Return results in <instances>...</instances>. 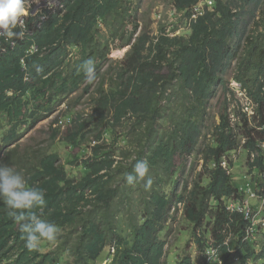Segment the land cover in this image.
I'll use <instances>...</instances> for the list:
<instances>
[{"label": "trees", "instance_id": "16d2710c", "mask_svg": "<svg viewBox=\"0 0 264 264\" xmlns=\"http://www.w3.org/2000/svg\"><path fill=\"white\" fill-rule=\"evenodd\" d=\"M199 1L174 0V7L188 12L191 18L190 12ZM62 3L63 10L51 14L43 23L29 19L24 39L16 41L14 46L0 38V115L8 127L0 139V163L22 170L30 186L45 192L43 219L56 225L75 222L83 225L71 264H90L107 246L110 264H167V242L160 233L171 206L178 204L183 207L185 220L192 225L198 262L194 263L184 253L174 264H210L208 248L220 264H233L235 260L239 264H247L248 260L264 264V232L260 242L254 244L247 237L250 222L243 213L226 206L225 199L237 198L238 190L231 184L228 169L231 166H221L225 154L240 144L225 109L228 99L234 98L227 74L237 60L235 80L255 109L251 117L241 111L232 115L242 127L243 147L250 156L256 154L250 167L264 171L263 158L259 156L264 145V47L252 42L260 36H246L248 22L264 0H216L212 10H205L190 21L191 34L187 40L180 36L172 38L166 30L155 42L146 33L136 39L120 68L126 72L117 73L119 92L104 93V81L98 84L97 97L92 98V116H77L75 128L67 132L68 142L75 151L72 165L85 171L78 182L67 177L57 154L34 153L31 157L27 152L20 153V143L25 131L48 118L54 107L62 103L60 97H68L86 82L78 71L84 60L94 59L97 78L100 77L109 49H101L105 45L94 40L98 23L118 25L122 33L115 28L114 33L117 31L123 37V28L132 22L135 8L129 0H62ZM260 22L264 25V19ZM244 42H247L245 50ZM32 47L36 51H31ZM73 48L78 50L79 60L72 64L69 57ZM36 66L42 71L37 72ZM173 80L185 93L183 99L190 103L189 108L184 103L178 104L171 112L169 133L162 142H157L151 129ZM83 90L89 93L90 86ZM218 92L226 97L225 110L213 126L214 145L201 149L199 139L203 131L210 129L204 120L205 107ZM78 102L76 99L75 103ZM130 119H135L131 131L134 136L137 127L146 130V136L138 138L135 154L133 150L130 153L142 160L147 145L145 160L149 163L148 177L153 181L150 187H146L147 177L135 183L140 188L139 199L133 198L132 187L125 182L126 174H135L133 166L122 161L116 164L115 154L106 151L108 145L103 142L106 129L112 131ZM87 128L96 132L95 141L101 143L91 147L89 157H79L80 139L85 140ZM197 151L208 169V185L198 181L178 198L175 199L174 193L166 197L162 189L168 180L175 179L176 184L186 158ZM210 164L213 168H208ZM116 175L123 185L119 182L112 187L110 183ZM100 206L103 211L98 214ZM121 211L130 215L123 217L133 236L130 247H126L124 237L116 231V214ZM22 236L0 202V264L54 263L49 253L26 249Z\"/></svg>", "mask_w": 264, "mask_h": 264}, {"label": "rangeland", "instance_id": "374dc122", "mask_svg": "<svg viewBox=\"0 0 264 264\" xmlns=\"http://www.w3.org/2000/svg\"><path fill=\"white\" fill-rule=\"evenodd\" d=\"M129 1L132 8H135V13L133 14L132 22H127L124 26L123 37H120L117 34V31L122 33L118 25L111 27L106 23H98V31L95 32L94 40L105 45V47L101 49H109L107 60L104 62L105 65L100 70V77L91 83L86 80V82L73 94L68 97H60L58 100H62V103L54 107L52 111L53 113H51L48 118L39 122L33 129L25 131L20 143V153L23 154L24 152H27L31 157L34 153L37 155L45 152L48 154H57L59 156V162L67 173V177L76 182L83 179L85 171L81 167L72 165V154H74L75 151H72L73 148L68 142L67 136L69 133L67 132L72 127L75 128V120L77 116H92L94 110V102L92 98L97 97L98 89L100 88L98 84L104 81V85L102 86L104 93L115 94L116 92H119L118 89L121 85L117 79V73L126 72L120 68L127 59V54L131 50L132 45L136 42V39H139L144 33H146L153 42L158 39L159 34L164 30H169L172 33L170 34V37L172 38H174L173 36H180L185 40H187L191 34L190 18L187 15L188 12L177 11L174 7V0ZM213 1L216 2V0ZM214 6L215 3H213L210 10H212ZM205 8L208 7L205 4H200L196 8L197 10H192L190 14H193L194 12L200 13V11H203ZM260 19H264V3L261 5L258 12H256L255 17L252 20H249L246 35H250L254 38L260 36L252 42H257L256 44L258 46L264 47V25L263 22H260ZM114 28L117 29L115 33ZM244 45L245 47L243 49L245 50L247 42H244L243 46ZM71 52L69 60L73 64V62L79 60L78 50L73 48ZM237 66L238 61L236 60L232 63V67L227 74V76H229L228 86L229 88L234 89V98H229L228 105L225 107V103L227 102L225 99L226 97L221 92H218L215 97L206 104L204 120L207 124L206 126L210 129L203 131V134L199 139V145L201 149L206 145H214L212 138V132L214 130L213 126H216L219 122L218 115L227 108L233 134L237 135L240 144L237 149L226 153L222 158L221 166L225 168H228L229 165L231 166V168H228L231 184L238 190L237 198H226L224 202L227 207L238 208L239 206H244L250 211L255 224H253L252 220L250 221L252 228H255L252 232L251 241L254 244H258L262 238V233L264 232V171L257 169L256 167H250L251 161L256 154L250 156L248 151L243 147L244 141L241 137L242 127L236 122V119H234L232 115L234 113L236 116V114L241 111L246 112L248 117H251L254 114L255 109V105L252 103L251 99L248 98L245 90L237 87L239 86L238 82L235 80V76L238 74ZM88 85L90 86L89 93H84L83 89ZM176 85L177 81L173 80L167 91L165 101L160 109L159 117L152 126L151 133H154L157 142H162L164 136L169 133V130L171 129V112L177 108L178 104L184 103L186 104V108H189L187 104L190 103L186 99H183L185 93ZM76 99H79L78 103H75ZM134 122L135 119H130V121L124 122L122 121V124L116 126L112 131L106 129L103 133V142L108 145L105 150L112 151L115 154L114 158L116 159V164L118 161H122L124 164H130L133 166L137 160V156H132L131 153L134 151L135 154L136 148H138V138L145 137L146 130H144V127H137L135 130L137 136H134L131 133ZM7 129L6 119L0 115V139ZM24 130L26 129H23V132ZM54 132L57 135H55ZM95 133L96 132L91 128L85 130V140L80 139L82 142V152L78 154L79 157H89L91 154V147L101 143V141H95ZM145 143L146 139L143 140L142 144L145 145ZM147 148L146 145L142 160H145ZM260 148L261 153L259 156L263 158L264 162V147L261 146ZM186 160V166L179 175L180 179L177 180V183H174L175 179H169L167 185L162 189V193L166 197H169L171 193H174L176 199L180 194L188 192L189 188L198 181L203 186L208 185L209 174L208 169H205L203 165L202 155H199L197 151L194 155L187 157ZM208 168H213V165L210 164ZM119 182L123 185V180L120 181L119 175H116L110 185L116 187ZM129 187H132L131 191L133 193V198L139 199L140 188H138L136 184ZM150 196L151 194L147 196V201L150 199ZM87 210H91V208L88 207ZM97 211L98 214H101L103 206L97 208ZM138 213L140 215L139 211ZM116 216V231L124 237L126 247H130L133 236L130 228L126 224V220L123 219V217L130 215L121 211L117 212ZM57 226L60 230L57 239L52 242L46 240L42 241L39 246V251L49 253L54 258L53 264H71L75 258L73 254L79 247L83 225L79 222H75ZM191 227L192 225L186 221L183 216L182 205L178 204L177 207H173L172 205L167 213L164 230L160 233V237L165 238L167 242V264L168 262L170 264L172 259H176L184 253H188L192 257L194 263L198 262V255L196 254V246ZM108 248L109 246L105 247L98 259L94 262H90V264H110L107 260L109 256ZM210 261V264H220L218 260L213 259ZM4 264H7V262H4ZM233 264H239V261L235 260ZM247 264H259V262L248 260Z\"/></svg>", "mask_w": 264, "mask_h": 264}, {"label": "clouds", "instance_id": "9594fccd", "mask_svg": "<svg viewBox=\"0 0 264 264\" xmlns=\"http://www.w3.org/2000/svg\"><path fill=\"white\" fill-rule=\"evenodd\" d=\"M33 2L39 3L40 0H33ZM48 6H53L51 0H49ZM30 11L29 0H0V38L13 46L16 41L24 39L27 33L25 17L29 15ZM36 71L40 72L42 69L36 66ZM78 71L90 83L97 79V69L93 58L84 60L79 65ZM133 172L135 174L125 175V180L129 185H133L137 181H145L146 177V187H150L153 183L152 179L148 177L149 163L147 160H137L133 165ZM0 202L4 204L7 215L13 218L18 225L23 234L24 246L29 251L38 250L44 240L52 242L57 239L59 227L42 218L46 205L45 192L39 187L30 186L22 170L5 163H0ZM239 207L243 208L244 206ZM36 209L39 210V213ZM228 209L236 210L230 207ZM251 220L253 221V218L250 213L248 221ZM252 229L254 231L255 228ZM208 254L210 260H218L211 248H208Z\"/></svg>", "mask_w": 264, "mask_h": 264}, {"label": "built area", "instance_id": "2783aa9c", "mask_svg": "<svg viewBox=\"0 0 264 264\" xmlns=\"http://www.w3.org/2000/svg\"><path fill=\"white\" fill-rule=\"evenodd\" d=\"M48 3H49V0H40L39 3H35V2H33V0H29L31 11H30L29 15L27 17H25V23H27L28 20L31 19V18L37 19L39 24L43 23V22H45L48 19V17L51 14H55L57 12H60L64 8L62 0H51V3L53 5L52 7H49ZM213 3H215L213 0H200L199 3L192 8V10L196 11L197 10L196 9L197 6L200 5V4H205L209 8V9L208 8H205V9L210 10L211 6L213 5ZM203 11H200L201 14L198 13V12H194L192 14V17L189 19V21H192V20L196 19L197 16L202 15ZM166 32L169 33V36H170V34H172L169 30L168 31L166 30ZM31 51H36V49L34 47H32ZM237 87H240V86H237ZM262 147H264V145H262ZM263 176H264V173H263ZM230 208L231 209H236V210L242 212L244 214V217L247 220H249L250 211L248 209H246L245 207H243V208L230 207ZM250 231L252 232L253 229L251 228ZM112 252H114L113 248H112Z\"/></svg>", "mask_w": 264, "mask_h": 264}, {"label": "crops", "instance_id": "0c3cea01", "mask_svg": "<svg viewBox=\"0 0 264 264\" xmlns=\"http://www.w3.org/2000/svg\"><path fill=\"white\" fill-rule=\"evenodd\" d=\"M247 234H248L247 235L248 239L252 240V232L250 231V229L248 230ZM175 260H176L175 258L172 259V261L170 262V264H174Z\"/></svg>", "mask_w": 264, "mask_h": 264}, {"label": "bare ground", "instance_id": "6f19581e", "mask_svg": "<svg viewBox=\"0 0 264 264\" xmlns=\"http://www.w3.org/2000/svg\"><path fill=\"white\" fill-rule=\"evenodd\" d=\"M246 188H247V187H246ZM248 193H249V192H248ZM246 194H247V193H246ZM242 196H243V195H242ZM240 197H241V196H240ZM241 198H242V197H241ZM241 198H240V199H241ZM244 198H245V197H244ZM238 200H239V199H238ZM235 213H236V212H235ZM240 214H241V213H240ZM258 226H259V225H258Z\"/></svg>", "mask_w": 264, "mask_h": 264}]
</instances>
